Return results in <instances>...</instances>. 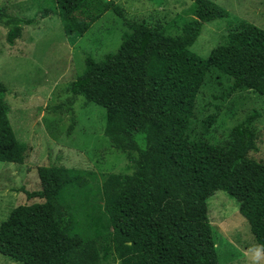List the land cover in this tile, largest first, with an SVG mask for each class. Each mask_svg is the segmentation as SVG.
<instances>
[{
  "label": "trees",
  "instance_id": "obj_1",
  "mask_svg": "<svg viewBox=\"0 0 264 264\" xmlns=\"http://www.w3.org/2000/svg\"><path fill=\"white\" fill-rule=\"evenodd\" d=\"M33 18L7 14L0 26L12 45L24 27L58 18L68 39L82 37L102 14L121 11L104 0H52ZM193 18L175 36L143 22L129 24L113 53L84 59L69 83L66 106L78 97L104 111L103 134L118 152L134 151L129 175L99 174L50 164L35 169L39 190L20 189L41 203L12 208L0 223V255L17 264H219L207 202L223 192L237 204L253 242L264 253V164L257 152L255 110L230 128L224 145L203 140L216 115L200 123L196 96L209 72L225 76L229 90L264 96V30L238 22L210 0H193ZM233 24L223 44L205 58L189 50L205 24ZM0 83V162L21 165L25 145L14 136ZM60 108V105L57 106Z\"/></svg>",
  "mask_w": 264,
  "mask_h": 264
},
{
  "label": "rangeland",
  "instance_id": "obj_2",
  "mask_svg": "<svg viewBox=\"0 0 264 264\" xmlns=\"http://www.w3.org/2000/svg\"><path fill=\"white\" fill-rule=\"evenodd\" d=\"M121 11L111 10L76 39L63 35L53 13L38 25L24 27L12 45L5 42L6 29L0 26V83L6 91L3 103L16 139L25 145L21 165L0 162V223L8 212L20 205L41 203L25 199L20 189L39 190L35 169L50 164L99 174L129 175L135 164L134 151L118 152L103 134L104 111L78 97L71 111L66 106L70 82L84 68V59L100 61L113 53L129 24L143 22L159 27L163 34L175 36L184 22L193 18V0H104ZM227 10L238 22L264 30V0H210ZM7 14L33 18L53 6L52 0H0ZM234 25L227 21L205 24L189 50L201 58L217 45ZM230 82L216 73L206 74L196 96V119L190 124V138L199 133L200 123L216 115L202 138L211 145H224L231 127L255 110L257 152L248 158L264 164V96L251 90H229ZM60 105V108L57 106ZM219 264H264V253L253 242L248 226L238 214L237 204L223 192H214L207 202ZM0 264H17L0 255ZM101 264H121L113 256Z\"/></svg>",
  "mask_w": 264,
  "mask_h": 264
}]
</instances>
